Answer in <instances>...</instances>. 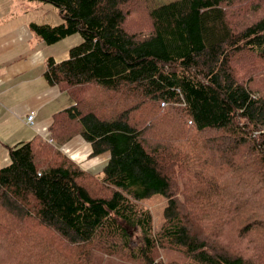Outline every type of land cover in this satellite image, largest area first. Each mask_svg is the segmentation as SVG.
I'll use <instances>...</instances> for the list:
<instances>
[{
	"label": "trees",
	"instance_id": "trees-1",
	"mask_svg": "<svg viewBox=\"0 0 264 264\" xmlns=\"http://www.w3.org/2000/svg\"><path fill=\"white\" fill-rule=\"evenodd\" d=\"M37 1L57 7L63 21L31 22L35 36L49 45L81 36L66 59L48 57L44 74L73 103L53 116L57 144L39 138L8 147L0 247H16V264H164L155 261L160 247L197 264H264V221L248 213L259 205L250 198L256 191L237 187L226 199L218 191L222 171L239 170L240 160L264 184V94L253 92V79L239 81L230 64L240 52L264 60V14L236 28L227 14L236 0H173L148 10L151 32L136 38L122 27L133 0ZM112 17L132 44L101 35ZM167 103L181 108L160 111ZM144 104L149 121L147 113L134 116ZM162 123L172 127L160 131ZM209 131L217 133L203 136ZM76 133L93 156L109 153L100 173L59 150ZM154 194L167 199L157 232L144 206ZM231 229L250 238L252 252L217 246Z\"/></svg>",
	"mask_w": 264,
	"mask_h": 264
},
{
	"label": "crops",
	"instance_id": "crops-1",
	"mask_svg": "<svg viewBox=\"0 0 264 264\" xmlns=\"http://www.w3.org/2000/svg\"><path fill=\"white\" fill-rule=\"evenodd\" d=\"M18 1L24 2L0 0V160L3 163H9L8 147L19 142L41 138L57 144L49 130L53 116L73 103L68 91L49 84L44 75L48 57L61 61L68 48L58 52L57 42L49 45L35 36L29 26L33 21L26 18L25 12L18 13L19 5H13ZM30 112H34L32 125L25 122ZM59 150L93 173H100L99 168L109 157L108 152L93 156L91 144L80 133L62 141Z\"/></svg>",
	"mask_w": 264,
	"mask_h": 264
},
{
	"label": "rangeland",
	"instance_id": "rangeland-1",
	"mask_svg": "<svg viewBox=\"0 0 264 264\" xmlns=\"http://www.w3.org/2000/svg\"><path fill=\"white\" fill-rule=\"evenodd\" d=\"M24 2L18 1L16 4L19 5L18 13L25 12L26 18L30 21L36 23H50V24H59L63 21L59 15L58 8L47 2H41L37 0H22ZM173 0H133L132 5H127L124 10L127 11V16L125 17V22L122 24V27L131 35L136 38H142L143 36L148 35L151 32V21L147 15V12L150 8L156 7L158 5L171 2ZM228 17L233 26L241 27L244 24L254 20L261 14H264V0H236L235 4L230 7L228 11ZM116 17H112L102 23L99 26L101 35L108 36L109 34H117V42L123 46L132 44L134 41L131 37L122 36L118 34L115 27ZM81 41V36L76 33L71 36H68L55 44V48L58 52H62L65 48H69L78 44ZM67 52V51H66ZM68 57V53L63 59ZM230 64L232 66V71L237 79L241 82H246L249 84L250 78L253 79L250 82V87H252L254 93L264 94V60L258 58V56L248 53L240 52L232 56ZM93 87V86H92ZM138 96H133L128 99L129 103L134 106L139 101ZM178 103H167L165 107L160 105V111L166 109L171 110L172 108H181L178 106ZM151 104L141 105L138 110H136L134 116L138 119L141 117V113L148 114L150 117L147 119L149 121L152 118V113L150 110ZM176 113L172 115L175 116ZM147 115V117H148ZM143 122V120H141ZM141 122V123H142ZM188 123V122H187ZM166 127H172L171 125L167 126L166 123L158 125L159 130H165ZM157 128V131H159ZM217 132H206L203 136H213ZM100 154L96 157H100ZM94 158V157H93ZM8 163H3L0 160L1 166H6ZM238 165V164H237ZM240 169L235 171L233 168L222 171V175L226 178V181L221 183L219 182V193L221 199H226L230 192H233L235 188L240 187V190L245 187H250L252 190H255L256 193L253 195L250 192V198H253L257 204L256 208L251 209L248 213H253L254 217L264 221V188L260 191L261 187H264V184L259 183L258 170L253 166V164H246L240 160ZM100 171L102 167L99 168ZM253 169V170H251ZM96 172V171H95ZM252 176V179L250 178ZM181 181H180V180ZM179 179H176L175 184L177 188L183 185V181L179 176ZM220 179V177H219ZM237 179V181H234ZM201 186V185H200ZM202 187V186H201ZM254 188V189H253ZM99 191L95 190L94 194H98ZM230 197V194H229ZM181 198V197H179ZM224 200H217V202H222ZM225 202V201H224ZM167 203V199L160 195L154 194L148 200L144 202L145 208L149 209L152 216V225L153 231L157 232L160 227L163 225L164 217L163 211ZM26 225H31L27 222ZM261 228L256 232L260 233ZM219 242L217 246L228 247L230 251L233 252H252L254 248V243L250 241V238H241L238 236L237 232L233 229L224 231L222 236L218 238ZM224 245H223V244ZM136 241L132 239L131 246H134ZM156 253V262H163L164 264H197L194 260L189 259L186 255L178 252V250L170 248H158L155 250ZM20 253L16 250V247L8 241L4 242L2 247H0V264H16L14 259L19 258Z\"/></svg>",
	"mask_w": 264,
	"mask_h": 264
},
{
	"label": "built area",
	"instance_id": "built-area-1",
	"mask_svg": "<svg viewBox=\"0 0 264 264\" xmlns=\"http://www.w3.org/2000/svg\"><path fill=\"white\" fill-rule=\"evenodd\" d=\"M164 105V103L162 104ZM33 117H34V112H30L27 117L25 118V122L28 124V125H32L33 124ZM51 141V140H50Z\"/></svg>",
	"mask_w": 264,
	"mask_h": 264
}]
</instances>
